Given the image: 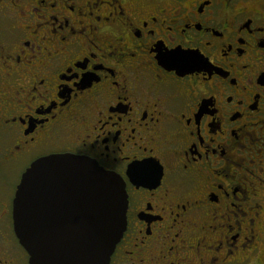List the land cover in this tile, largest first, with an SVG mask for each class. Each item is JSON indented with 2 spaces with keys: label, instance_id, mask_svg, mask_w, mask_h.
<instances>
[{
  "label": "flooded vegetation",
  "instance_id": "af4514ba",
  "mask_svg": "<svg viewBox=\"0 0 264 264\" xmlns=\"http://www.w3.org/2000/svg\"><path fill=\"white\" fill-rule=\"evenodd\" d=\"M66 154L124 184L109 264H264V0H0V264L21 176Z\"/></svg>",
  "mask_w": 264,
  "mask_h": 264
},
{
  "label": "water",
  "instance_id": "95a60500",
  "mask_svg": "<svg viewBox=\"0 0 264 264\" xmlns=\"http://www.w3.org/2000/svg\"><path fill=\"white\" fill-rule=\"evenodd\" d=\"M123 182L74 155L36 160L12 201L13 231L28 264H109L126 230Z\"/></svg>",
  "mask_w": 264,
  "mask_h": 264
},
{
  "label": "snow or ice",
  "instance_id": "6c2138e0",
  "mask_svg": "<svg viewBox=\"0 0 264 264\" xmlns=\"http://www.w3.org/2000/svg\"><path fill=\"white\" fill-rule=\"evenodd\" d=\"M140 0H131V3H133L134 5L139 3ZM186 57H192L194 54L191 53H185L183 54ZM160 59L165 63V64H171L176 60V53L174 52H168V51H164L160 54Z\"/></svg>",
  "mask_w": 264,
  "mask_h": 264
},
{
  "label": "rangeland",
  "instance_id": "374dc122",
  "mask_svg": "<svg viewBox=\"0 0 264 264\" xmlns=\"http://www.w3.org/2000/svg\"><path fill=\"white\" fill-rule=\"evenodd\" d=\"M261 248H263V249H264V242H263V244H262ZM250 261H252V262H253V261H255V260H254V257H251V258H250ZM252 264H254V263H252Z\"/></svg>",
  "mask_w": 264,
  "mask_h": 264
}]
</instances>
